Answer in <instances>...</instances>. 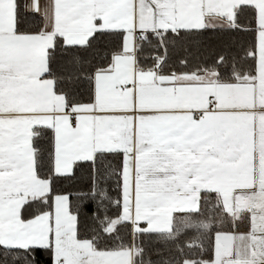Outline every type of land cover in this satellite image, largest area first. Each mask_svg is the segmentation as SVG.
I'll return each instance as SVG.
<instances>
[{"label":"snow or ice","instance_id":"snow-or-ice-1","mask_svg":"<svg viewBox=\"0 0 264 264\" xmlns=\"http://www.w3.org/2000/svg\"><path fill=\"white\" fill-rule=\"evenodd\" d=\"M0 264H264V0H0Z\"/></svg>","mask_w":264,"mask_h":264}]
</instances>
